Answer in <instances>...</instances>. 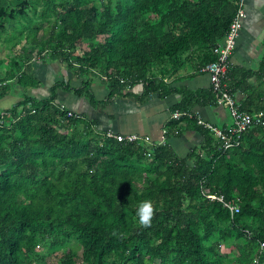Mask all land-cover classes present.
Instances as JSON below:
<instances>
[{"label":"trees","instance_id":"16d2710c","mask_svg":"<svg viewBox=\"0 0 264 264\" xmlns=\"http://www.w3.org/2000/svg\"><path fill=\"white\" fill-rule=\"evenodd\" d=\"M236 7V0H0V50H8L0 55V97L21 88L0 111V264L264 263L263 127L226 149L200 127L205 154L183 158L168 143L106 137L95 120L56 102L61 88L104 105L136 84L141 98L181 92L172 110L213 101L212 89L192 92L163 78L214 60ZM38 59L64 64L80 84L57 80L49 97H33ZM227 74L230 92L246 93L243 109L264 110L261 75L253 85L252 70ZM96 78L108 89L102 100L91 88ZM145 200L155 208L148 227L136 215ZM228 201L239 205L233 216Z\"/></svg>","mask_w":264,"mask_h":264},{"label":"crops","instance_id":"0c3cea01","mask_svg":"<svg viewBox=\"0 0 264 264\" xmlns=\"http://www.w3.org/2000/svg\"><path fill=\"white\" fill-rule=\"evenodd\" d=\"M244 9L246 17L239 31L236 46L230 55L227 73L231 70L240 76L246 70H252L255 74L247 81L255 85L260 75L264 80V0H245ZM32 69L38 82L28 92L37 99L49 97L50 87L57 80L70 81L74 86L80 84V79L75 78L73 73L58 61L37 60L33 63ZM163 80L171 87L192 92L211 89L209 74L202 70L194 72L188 66L179 70L177 74L164 77ZM226 82L228 84V80ZM91 88L98 100L104 99L108 94V89L101 80L92 81ZM142 90V84H136L130 88L129 94L114 96L110 102L94 106L86 98L59 88L56 91V102L88 119L95 120L98 129H110L120 134H138L147 138L139 141L147 145L160 144L163 140L183 158L191 152L204 155L205 134L199 126L188 120L181 123L175 121V124H171L172 107L179 101L181 92L173 91L162 95L152 92L141 98ZM20 93L21 88L16 87L12 92L0 97V101L6 100L8 103L7 105L0 103V111L8 109L18 101L21 98ZM233 95L240 103L246 97V93L241 90H237ZM191 109L220 128L228 125L231 120L228 108L218 102L217 98L208 103L195 104ZM256 111L259 110L251 113ZM175 127L178 129L177 133L173 132ZM163 130H167L165 135ZM212 138L218 142L213 136Z\"/></svg>","mask_w":264,"mask_h":264},{"label":"built area","instance_id":"2783aa9c","mask_svg":"<svg viewBox=\"0 0 264 264\" xmlns=\"http://www.w3.org/2000/svg\"><path fill=\"white\" fill-rule=\"evenodd\" d=\"M237 7L232 20L228 26L223 41L218 43L213 48L214 60L207 63L201 68L209 74L211 89L216 95L218 102L222 103L228 108L230 114V123L223 128L206 120L200 113L193 109H174L171 112V118L177 123L182 121H192L197 126L210 133L223 148L237 147L242 141L243 134L254 126H261L264 128V110L256 112H249L242 108L241 103L236 99L226 82V74L229 66V59L232 51L236 46L239 31L242 28L243 21L246 17L244 3L245 0H236ZM64 108L63 105H60ZM68 115L82 116L80 113L70 110ZM177 133V127L174 128ZM164 135L167 130H163ZM106 137H113L118 141H141L147 138L141 137L138 134H120L110 129L105 131ZM144 138V139H143ZM161 143H164L162 140ZM210 199L217 198L222 200V196H208ZM227 208L230 215L233 216L239 211V205L236 202L228 201ZM264 249V242L260 243L259 251ZM255 259L254 261H256ZM264 264V263H258Z\"/></svg>","mask_w":264,"mask_h":264},{"label":"clouds","instance_id":"9594fccd","mask_svg":"<svg viewBox=\"0 0 264 264\" xmlns=\"http://www.w3.org/2000/svg\"><path fill=\"white\" fill-rule=\"evenodd\" d=\"M154 214L155 208L151 200L142 201L136 211L138 222L144 227H148L151 225Z\"/></svg>","mask_w":264,"mask_h":264},{"label":"rangeland","instance_id":"374dc122","mask_svg":"<svg viewBox=\"0 0 264 264\" xmlns=\"http://www.w3.org/2000/svg\"><path fill=\"white\" fill-rule=\"evenodd\" d=\"M88 47V43L87 42H84V43H80L79 46L77 47V50H76V53L77 54H81L82 51L84 49H86ZM6 53H8V50L7 49H4V50H0V55L1 56H4ZM39 60V59H38ZM35 62V61H34ZM51 62V61H50ZM60 65H63L65 68L66 66L60 62H58ZM94 80H98V78L94 79ZM2 101H5V102H2ZM0 103H2L3 105H7L8 103L6 102V100H1ZM11 106V105H10ZM39 249V248H38ZM232 249V248H231ZM222 251H225V252H231L232 250H230V248H226V247H223ZM76 252L79 253L80 252V249L76 248ZM232 254H234V252L232 251ZM49 260L51 262H56V259L55 257L53 256H50L49 257ZM78 262V264L80 263V260L77 259L76 260Z\"/></svg>","mask_w":264,"mask_h":264}]
</instances>
